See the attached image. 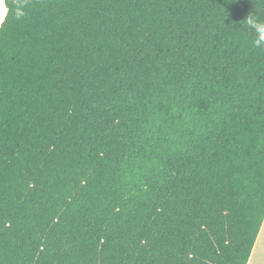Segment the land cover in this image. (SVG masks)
Instances as JSON below:
<instances>
[{
	"label": "trees",
	"instance_id": "1",
	"mask_svg": "<svg viewBox=\"0 0 264 264\" xmlns=\"http://www.w3.org/2000/svg\"><path fill=\"white\" fill-rule=\"evenodd\" d=\"M4 5L0 264H248L264 0Z\"/></svg>",
	"mask_w": 264,
	"mask_h": 264
},
{
	"label": "clouds",
	"instance_id": "2",
	"mask_svg": "<svg viewBox=\"0 0 264 264\" xmlns=\"http://www.w3.org/2000/svg\"><path fill=\"white\" fill-rule=\"evenodd\" d=\"M244 22L247 30L255 34L253 46L260 47L264 45V19L259 18L255 14H251Z\"/></svg>",
	"mask_w": 264,
	"mask_h": 264
},
{
	"label": "crops",
	"instance_id": "3",
	"mask_svg": "<svg viewBox=\"0 0 264 264\" xmlns=\"http://www.w3.org/2000/svg\"><path fill=\"white\" fill-rule=\"evenodd\" d=\"M248 264H264V223Z\"/></svg>",
	"mask_w": 264,
	"mask_h": 264
},
{
	"label": "rangeland",
	"instance_id": "4",
	"mask_svg": "<svg viewBox=\"0 0 264 264\" xmlns=\"http://www.w3.org/2000/svg\"><path fill=\"white\" fill-rule=\"evenodd\" d=\"M4 1L5 0H0V25L5 17V14H6V8H5V5H4Z\"/></svg>",
	"mask_w": 264,
	"mask_h": 264
}]
</instances>
